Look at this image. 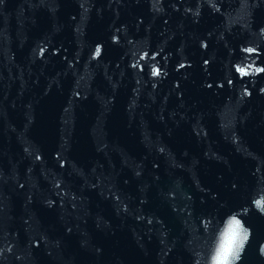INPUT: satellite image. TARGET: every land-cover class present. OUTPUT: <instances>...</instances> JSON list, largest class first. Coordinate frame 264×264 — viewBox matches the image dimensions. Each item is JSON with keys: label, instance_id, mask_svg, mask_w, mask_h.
I'll list each match as a JSON object with an SVG mask.
<instances>
[{"label": "water", "instance_id": "95a60500", "mask_svg": "<svg viewBox=\"0 0 264 264\" xmlns=\"http://www.w3.org/2000/svg\"><path fill=\"white\" fill-rule=\"evenodd\" d=\"M225 260L264 264V0H0V264Z\"/></svg>", "mask_w": 264, "mask_h": 264}, {"label": "clouds", "instance_id": "9594fccd", "mask_svg": "<svg viewBox=\"0 0 264 264\" xmlns=\"http://www.w3.org/2000/svg\"><path fill=\"white\" fill-rule=\"evenodd\" d=\"M213 264H216V262L213 261ZM224 264H231V261H229V260H225V261H224Z\"/></svg>", "mask_w": 264, "mask_h": 264}, {"label": "snow or ice", "instance_id": "6c2138e0", "mask_svg": "<svg viewBox=\"0 0 264 264\" xmlns=\"http://www.w3.org/2000/svg\"><path fill=\"white\" fill-rule=\"evenodd\" d=\"M237 226H238V222H237ZM223 258H226V253H225V256Z\"/></svg>", "mask_w": 264, "mask_h": 264}]
</instances>
